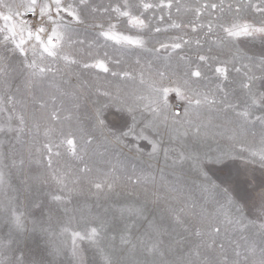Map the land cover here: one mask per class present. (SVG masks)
<instances>
[{
    "label": "snow or ice",
    "instance_id": "obj_1",
    "mask_svg": "<svg viewBox=\"0 0 264 264\" xmlns=\"http://www.w3.org/2000/svg\"><path fill=\"white\" fill-rule=\"evenodd\" d=\"M0 137V264H43L16 254L29 229L13 171L25 193L55 188L67 221L50 255L66 264H264V186L248 174L264 170V0H0ZM121 192L144 203L110 214ZM32 224L55 234L50 212Z\"/></svg>",
    "mask_w": 264,
    "mask_h": 264
},
{
    "label": "rangeland",
    "instance_id": "obj_2",
    "mask_svg": "<svg viewBox=\"0 0 264 264\" xmlns=\"http://www.w3.org/2000/svg\"><path fill=\"white\" fill-rule=\"evenodd\" d=\"M96 3H108V0H94ZM182 3H189L191 0H181ZM262 53V49L257 44L252 48V53L259 57ZM98 71V70H94ZM103 75V74H101ZM85 79H90V77L85 76ZM21 77L18 74H14L13 85L14 88L16 85H19ZM114 87V85H113ZM126 90H131L133 85L129 83L126 86ZM54 89L48 87V84L45 82L41 84L36 89V96L38 98H43L44 100H49V93H53ZM59 105V101H57V106ZM65 106H70V100L65 98ZM104 116L109 126L114 129H119L125 126V123L128 121L127 114L121 111H118L115 107L108 108L104 111ZM2 138V137H0ZM145 144L144 153H145V161L143 166H147V153L151 151L150 145H147L146 142H142ZM18 150L23 151L24 149L21 146H17ZM139 164L140 162L137 161ZM242 168L243 165L240 161L231 162L228 168L223 170H218L219 166H210L211 171L209 175L212 176L214 180H222L225 179L229 174H235L237 168ZM249 167L248 174L252 177V184L254 185L255 192H259L264 186V170H261L257 165H251ZM38 169L33 166L30 170H28V174L30 176H36L38 174ZM24 177L13 171L9 176L8 180L12 189H16L17 194L19 196L20 207L22 211L28 213L27 215V226L28 232L23 235L21 241L19 243V251L16 253L17 255L23 254L26 261L31 260H39L42 261L43 264H66V257L63 255L54 257L50 255V252L53 247H60L62 238L59 236V222H66L67 217L64 216V213L61 209H59L54 203L50 201V197L48 193L50 191H54L55 188L51 185L47 184H39L33 182L31 184L30 190L25 193L24 185L21 183ZM10 191V194H13ZM239 191L242 195H252V190L246 183H241ZM4 199L3 194L0 193V201ZM136 203L137 205H141L144 203V198L141 195L139 200H136L135 197H130L126 193L121 192L119 196H113L109 201L102 202L105 207H109L110 214H117L118 210L121 208L127 207L129 204ZM39 204L40 207H36L35 205ZM103 211V209H100ZM49 212L52 215V232L54 235L47 234L42 232L38 227L33 230L32 221H47ZM145 213L149 216V218H155L158 222H162L166 225H171V221L163 212V205H157L151 202H148L145 206ZM163 216V219L161 217ZM2 218V217H0ZM75 226V222L73 223ZM7 228L0 223V234L6 233Z\"/></svg>",
    "mask_w": 264,
    "mask_h": 264
}]
</instances>
